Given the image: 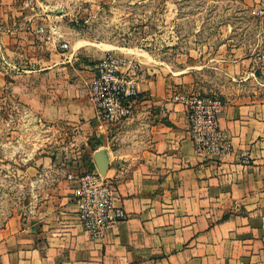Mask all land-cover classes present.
I'll list each match as a JSON object with an SVG mask.
<instances>
[{"label":"crops","instance_id":"1","mask_svg":"<svg viewBox=\"0 0 264 264\" xmlns=\"http://www.w3.org/2000/svg\"><path fill=\"white\" fill-rule=\"evenodd\" d=\"M43 3L0 0V39L22 59L6 87L37 118L76 129L71 145L82 142L86 168L97 170L93 154L104 153L103 176L126 217L91 237L77 219V182L66 177L74 167H53L49 158L50 192L34 213L11 216L0 227V264H264V51L250 52L242 43L217 57L230 80L214 91L229 147L199 152L185 107L172 98L178 88L191 93L190 74L125 61L121 69L135 65V109L105 123L88 95L91 58L74 65L72 53L57 50L60 26L40 21L50 14Z\"/></svg>","mask_w":264,"mask_h":264},{"label":"rangeland","instance_id":"2","mask_svg":"<svg viewBox=\"0 0 264 264\" xmlns=\"http://www.w3.org/2000/svg\"><path fill=\"white\" fill-rule=\"evenodd\" d=\"M43 1L50 14L40 21L60 26L57 43H68L63 50L76 58L74 65L91 58L96 66L97 54L107 52L123 62L169 67L181 76L184 70L193 84L185 94L220 98L214 91L230 80L217 57L242 43L250 52L264 51V18L254 14L253 0ZM8 46L0 39V227L11 216L34 213L50 192L54 172L46 169V160L51 158L53 167H74L69 173L85 171L88 161L82 142L71 145L72 125L37 118L6 87L22 65Z\"/></svg>","mask_w":264,"mask_h":264},{"label":"built area","instance_id":"3","mask_svg":"<svg viewBox=\"0 0 264 264\" xmlns=\"http://www.w3.org/2000/svg\"><path fill=\"white\" fill-rule=\"evenodd\" d=\"M24 3L34 6L40 4V0H24ZM253 12L264 18V0H253ZM52 29L55 30L54 25ZM38 31L43 32L44 27L40 26ZM60 48H68V43L62 42ZM122 62V58L111 53L99 58L88 86L97 116L105 123L132 116L139 95L135 73L131 72L135 65L129 62L121 69L125 61ZM172 98L185 107L190 136L197 151L218 153L228 149L219 127L218 113L223 105L219 97L174 92ZM66 177L77 182L74 190L77 219L91 237L104 236L126 217L124 207L116 202L112 182L97 170L68 173Z\"/></svg>","mask_w":264,"mask_h":264},{"label":"water","instance_id":"4","mask_svg":"<svg viewBox=\"0 0 264 264\" xmlns=\"http://www.w3.org/2000/svg\"><path fill=\"white\" fill-rule=\"evenodd\" d=\"M93 159L96 164V168L101 175H105L107 167H108V160L104 153L101 150L95 151L93 154Z\"/></svg>","mask_w":264,"mask_h":264},{"label":"trees","instance_id":"5","mask_svg":"<svg viewBox=\"0 0 264 264\" xmlns=\"http://www.w3.org/2000/svg\"><path fill=\"white\" fill-rule=\"evenodd\" d=\"M89 164H91V163H89ZM86 170H91V168H86Z\"/></svg>","mask_w":264,"mask_h":264}]
</instances>
